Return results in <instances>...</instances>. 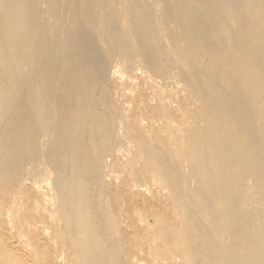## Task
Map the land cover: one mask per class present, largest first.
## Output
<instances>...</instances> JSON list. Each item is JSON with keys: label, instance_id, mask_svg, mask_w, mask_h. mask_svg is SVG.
I'll return each mask as SVG.
<instances>
[{"label": "bare ground", "instance_id": "bare-ground-1", "mask_svg": "<svg viewBox=\"0 0 264 264\" xmlns=\"http://www.w3.org/2000/svg\"><path fill=\"white\" fill-rule=\"evenodd\" d=\"M0 264H264V0H0Z\"/></svg>", "mask_w": 264, "mask_h": 264}, {"label": "rangeland", "instance_id": "rangeland-1", "mask_svg": "<svg viewBox=\"0 0 264 264\" xmlns=\"http://www.w3.org/2000/svg\"><path fill=\"white\" fill-rule=\"evenodd\" d=\"M161 7V6H160ZM172 27V24L170 25ZM176 124L173 123V130L168 133H161L158 139L155 141V145L157 148L163 149V144L166 142L169 146L173 147L172 154H175V146L179 147L184 144L183 135L181 132L176 131ZM163 137V138H162ZM169 140V141H168ZM176 157L172 156V162L175 161Z\"/></svg>", "mask_w": 264, "mask_h": 264}]
</instances>
